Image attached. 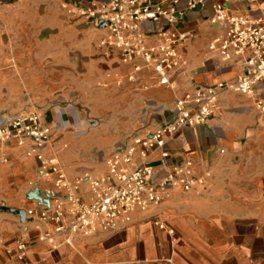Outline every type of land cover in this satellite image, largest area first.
<instances>
[{"label": "crops", "instance_id": "1", "mask_svg": "<svg viewBox=\"0 0 264 264\" xmlns=\"http://www.w3.org/2000/svg\"><path fill=\"white\" fill-rule=\"evenodd\" d=\"M102 1L0 0V126L38 110L52 129L38 150L56 155L70 181L83 177L84 196L90 194L87 176L106 174L114 151L171 121L177 97L194 83L231 80L242 70L208 49L222 30L210 18L223 0L196 8L180 0L182 16L174 24L142 22L147 46L161 41L162 27L191 33L178 46L185 64L167 84L142 58L126 62L118 49L100 45L108 27L80 10ZM225 5L233 14L264 15V0ZM34 145L31 138L0 140V264H22L17 239L33 243L27 251L32 264H264V115L254 97L224 91L207 123L167 139V157L160 148L149 151L156 178L192 160L190 189L174 187L159 205L135 210L118 229L77 239L74 246L38 242L52 222L22 221L16 212L41 210L29 197L33 189L59 193L56 176L44 177L35 153L28 154ZM136 159L143 160L139 153Z\"/></svg>", "mask_w": 264, "mask_h": 264}, {"label": "built area", "instance_id": "2", "mask_svg": "<svg viewBox=\"0 0 264 264\" xmlns=\"http://www.w3.org/2000/svg\"><path fill=\"white\" fill-rule=\"evenodd\" d=\"M205 1L187 0V7L196 8ZM229 1L214 4L210 21L213 25H220L222 30L212 37L208 49L217 53L223 61L240 65L241 72L227 81L194 83L191 89L177 97L171 121L151 133L137 135L125 148L114 151L106 159V174L87 176L90 193L87 196L80 193L81 183L85 180L83 177L70 181L56 155L45 156L38 150L51 140L52 132L38 110L20 112L0 126V140H14L22 144L26 138L34 139L35 145L28 154L35 153L44 177L56 176L54 185L59 193L55 195L52 189L43 190L49 195L50 203L38 201L41 210L26 209L28 217H38L53 224L50 230L38 236V242L51 244L53 248L74 246L77 239L98 231L118 229L121 222L131 220L135 210L159 205L170 196L174 187L190 189L194 178L192 160L172 165L163 176L156 178V171L147 159L148 153L160 148L161 156L167 157V139L185 127L207 123L216 114L219 97L224 91L254 97L258 110L264 115V15L233 14L225 5ZM179 2L105 0L95 7L81 9L80 15L108 27L109 33L101 39V46L118 49L126 62L142 58L153 67L160 83L167 84L171 74L178 73L185 64L178 46L186 43L191 33H177L162 27L159 30L161 41L147 46L141 24L147 20L157 22L162 19L167 24H174L182 16ZM68 12L72 11L69 9ZM137 153L143 160L136 159ZM159 225L164 227V224ZM31 244L17 239L16 257L22 264H32L27 258Z\"/></svg>", "mask_w": 264, "mask_h": 264}, {"label": "water", "instance_id": "3", "mask_svg": "<svg viewBox=\"0 0 264 264\" xmlns=\"http://www.w3.org/2000/svg\"><path fill=\"white\" fill-rule=\"evenodd\" d=\"M102 25H104V23ZM29 197L35 198L40 202L45 201V202H47V204L50 203L49 195H47V193H45L43 190H41L39 188L31 190V192L29 193ZM16 212H18L21 215L22 221H24L26 219V216H27V210L26 209L16 210Z\"/></svg>", "mask_w": 264, "mask_h": 264}]
</instances>
